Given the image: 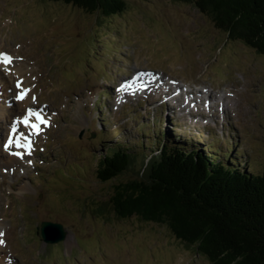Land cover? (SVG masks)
<instances>
[{"label": "rangeland", "instance_id": "1", "mask_svg": "<svg viewBox=\"0 0 264 264\" xmlns=\"http://www.w3.org/2000/svg\"><path fill=\"white\" fill-rule=\"evenodd\" d=\"M17 11L18 18L25 21L24 25L15 16ZM12 18L14 20L11 22ZM101 20L103 19L96 14L47 0H0V44L8 39L1 35L4 31L9 32V37H22V33L34 37V46L41 48L36 59L41 64L43 77H46L47 68L53 61L60 59L61 63L58 61L59 64L55 66L58 71L51 69L49 77L57 87L65 86L59 97L68 94L74 100L61 113L63 120L60 119L54 150H49L44 156L47 155L48 159L54 158L55 154H59V139L67 136L70 144L76 143L77 133L82 128L83 134L88 135L89 129L85 131L88 120L93 118L95 123L98 122L95 115L100 116L101 112L98 104L93 109V102L101 88L106 87L98 80L104 74V69L110 76L105 79L108 84H113L126 78L129 69L135 66L142 69H155L160 66L172 76L187 78L185 72L189 74L191 71L187 72L184 66L190 65L199 73L196 77L199 76L214 86L234 85L238 82L239 95L233 101L236 104L232 106V114L226 112L223 117L211 118L206 126L203 125L205 120L198 119L195 122L196 118L187 115L185 117L189 123L181 124L180 119L174 116L171 123L177 122V125L174 124L172 128L178 134L183 131L196 134L203 142L202 146H206L205 153L214 157L220 153L223 160L228 153L223 155L225 152L222 146L225 149L228 145L227 138L232 136L236 144H241L234 153L235 156L247 161L245 165L240 164L241 168L247 167L254 172L264 169L263 56L240 42H228L224 33L217 30L206 16L189 5L177 4L173 0H128L127 11L122 17L111 21L103 20L104 23ZM14 22H18L19 26H14ZM26 22L33 23L39 29L48 28L51 22L59 25L53 32L54 38L62 45L57 54L53 47L50 50L45 49L44 44L49 43L50 38L39 35L41 31L37 27L26 25ZM113 27L119 28L120 33L113 31ZM117 45L120 48L119 53L112 51ZM209 63L212 68L219 69L222 75L216 70L209 71ZM238 72L244 76L243 80L237 75ZM82 109L88 117L82 113ZM154 112L156 111L150 110L145 103L135 105V102L126 103L116 110L113 108L111 113L104 111L102 117L110 120L109 136H113L109 144H115L116 140L125 142L132 152L141 154V158L156 153L154 131L159 128L152 125L142 127V119L152 122ZM228 126H231L232 132L228 131ZM116 128L119 132L115 135ZM95 138L96 134L84 137L76 148L63 145V154H69L68 159L75 162L69 163L63 156L61 161L65 166L56 164L52 170L55 174L50 177H46V174L52 167L47 166L45 170H40V178L46 177L45 182H39L43 186L40 192L46 197L39 198L38 192L37 198L41 207L47 201L50 202L48 206L51 205L54 212L50 209H47L48 212L41 210L39 219L56 216L65 221L63 216H57L61 213L71 219L75 218L74 226H68L74 238L66 228L65 239L60 244L48 245L46 252H43L46 244L40 240L33 260L29 256V250L34 249V245L30 244L26 248V255L30 260L25 261V264H62V261L64 264H209L205 258L176 243L165 226L140 221L136 216L109 220L96 218L85 209L93 199H103L106 195H111L115 184L132 177L126 174L109 182L97 179L96 158L103 154L105 147L97 139L93 144ZM211 141L213 142L210 143ZM215 147H220V150L215 152ZM140 157L137 161L141 160ZM78 163L82 167L81 171ZM28 170L25 175L32 176V167ZM20 176L17 173L13 178L0 177V210L10 218L7 240L10 243L18 242L20 236L17 219L9 213L11 205H15L16 214L21 221V243L26 247L30 239L33 242L39 241L35 231V214L40 208L24 199L22 193L25 190H21L25 184L18 188L19 192L8 191V180L16 183L28 182L26 177ZM26 192L32 191L29 188ZM10 195H13L12 198ZM69 217L67 219L71 220ZM15 251L19 253L20 247L16 246ZM14 264L19 263L16 261Z\"/></svg>", "mask_w": 264, "mask_h": 264}, {"label": "trees", "instance_id": "2", "mask_svg": "<svg viewBox=\"0 0 264 264\" xmlns=\"http://www.w3.org/2000/svg\"><path fill=\"white\" fill-rule=\"evenodd\" d=\"M47 1L71 4L104 21L128 8V0ZM173 1L206 16L228 42L264 57V0ZM189 149L164 143L141 158L123 143L109 146L98 159L97 179L132 177L84 208L96 218L136 216L165 226L176 243L209 264H264V169L238 168Z\"/></svg>", "mask_w": 264, "mask_h": 264}, {"label": "snow or ice", "instance_id": "3", "mask_svg": "<svg viewBox=\"0 0 264 264\" xmlns=\"http://www.w3.org/2000/svg\"><path fill=\"white\" fill-rule=\"evenodd\" d=\"M122 87H123V86H122ZM17 99H23V96H18ZM27 112H28V115H26V116L23 118V123H24L25 125H28V123H29L28 116H30V115H35L36 118H37V120L39 121V123H44V124L47 123V121H46L45 119H43L42 116H41L39 113L34 112V110L29 109V110H27ZM31 126H32V128H34V129L36 130V132H39L40 129H39V127H38V124H33V125H31ZM16 131H17V123L14 121L13 124L11 125V132L14 133V132H16ZM10 143H11V140L5 142V143H4V147L7 148V147H8V144H10ZM28 147H29V148L31 147V142H30V141H29ZM17 155H18V154H17ZM0 235H3V234L0 233Z\"/></svg>", "mask_w": 264, "mask_h": 264}, {"label": "bare ground", "instance_id": "4", "mask_svg": "<svg viewBox=\"0 0 264 264\" xmlns=\"http://www.w3.org/2000/svg\"><path fill=\"white\" fill-rule=\"evenodd\" d=\"M132 87L134 88V86L132 85ZM23 186V185H22Z\"/></svg>", "mask_w": 264, "mask_h": 264}]
</instances>
